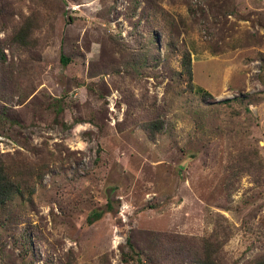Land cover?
Masks as SVG:
<instances>
[{
  "label": "rangeland",
  "instance_id": "374dc122",
  "mask_svg": "<svg viewBox=\"0 0 264 264\" xmlns=\"http://www.w3.org/2000/svg\"><path fill=\"white\" fill-rule=\"evenodd\" d=\"M0 160V264L264 261V0H0Z\"/></svg>",
  "mask_w": 264,
  "mask_h": 264
},
{
  "label": "trees",
  "instance_id": "16d2710c",
  "mask_svg": "<svg viewBox=\"0 0 264 264\" xmlns=\"http://www.w3.org/2000/svg\"><path fill=\"white\" fill-rule=\"evenodd\" d=\"M189 72H191L190 67ZM7 168L3 161L0 160V212L21 192V183L9 173ZM108 208H111V204H108ZM94 216L98 218L100 214L93 213L92 217ZM199 264H218V262L213 260L210 254H208L206 258L200 260ZM255 264H264V261H259Z\"/></svg>",
  "mask_w": 264,
  "mask_h": 264
}]
</instances>
